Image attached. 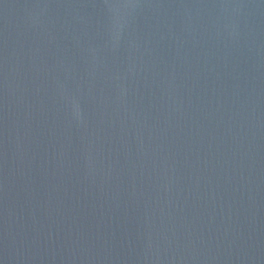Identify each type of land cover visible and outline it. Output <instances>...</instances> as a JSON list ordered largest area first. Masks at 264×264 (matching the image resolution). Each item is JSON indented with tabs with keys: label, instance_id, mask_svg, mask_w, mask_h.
Instances as JSON below:
<instances>
[{
	"label": "water",
	"instance_id": "obj_1",
	"mask_svg": "<svg viewBox=\"0 0 264 264\" xmlns=\"http://www.w3.org/2000/svg\"><path fill=\"white\" fill-rule=\"evenodd\" d=\"M0 264H264V0H0Z\"/></svg>",
	"mask_w": 264,
	"mask_h": 264
}]
</instances>
